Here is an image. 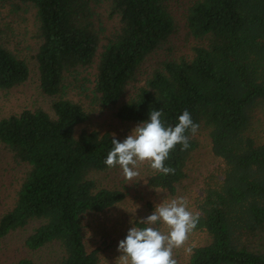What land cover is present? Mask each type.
I'll use <instances>...</instances> for the list:
<instances>
[{"label":"trees","instance_id":"obj_1","mask_svg":"<svg viewBox=\"0 0 264 264\" xmlns=\"http://www.w3.org/2000/svg\"><path fill=\"white\" fill-rule=\"evenodd\" d=\"M102 1L118 17L104 43L96 11ZM168 1L0 0L35 9L33 58L41 92L52 99L51 113L25 108L0 119V143L28 165L12 207L0 216V237L38 221L23 241L27 249L57 244L61 254L52 264H98V250L85 246L82 217L125 198L122 189L98 186L91 176L110 170L103 161L113 134L78 130L88 114L61 92L65 74L75 77L96 62L92 93L101 107L136 125L159 109L164 125L173 127L187 110L223 163L221 179L208 181L198 199L194 229L207 239L190 248L187 264H264V142L251 135L253 111L264 104V0H188L185 25L197 40L191 55L159 61L121 102L145 59L176 30ZM28 76L26 61L3 45L0 28V89ZM189 136L190 147L177 145L165 161L174 174L150 168V187L175 192L198 147ZM16 264L36 263L22 258Z\"/></svg>","mask_w":264,"mask_h":264},{"label":"rangeland","instance_id":"obj_2","mask_svg":"<svg viewBox=\"0 0 264 264\" xmlns=\"http://www.w3.org/2000/svg\"><path fill=\"white\" fill-rule=\"evenodd\" d=\"M188 3V0L168 1L176 30L163 47L145 59L137 82L128 86L121 102L128 99L134 89L143 84L148 73L159 61L191 55L192 47L197 40L189 35L185 25L184 14ZM96 11L104 43L106 37L117 29L118 17L109 15L106 1H102ZM0 28L3 45L24 59L29 67V76L23 83L9 89H0V119L25 108L40 107L51 113L52 99L41 92L37 64L33 58L38 46V39L35 36V9L23 3L15 5L0 3ZM78 71L75 77L73 74H65L61 88L65 98L80 103L88 114L86 121L78 130L86 128L100 132L108 131L123 141L136 124L120 121L115 117V108L101 107L94 99L92 87L96 62L89 67L79 68ZM251 135L256 141L264 142V104L253 111ZM195 138L198 147L186 162V177L178 183L173 194L147 184L151 168L148 163L138 166L139 175L131 181L124 177L119 166L91 175L98 186L118 188L125 192V198L113 207L100 213L88 212L82 217L85 246L88 250H98V264H121L120 253L117 251L118 242L125 238L135 220L150 215L157 204L183 196L188 202V209L194 214L198 213L197 202L202 190L208 181L221 179L223 163L212 155L205 130L198 131ZM27 169L26 163L17 161L9 149L0 143V216L12 207ZM38 224V221L29 222L24 228L0 237V264H16L22 258H29L36 264H52L58 259L61 250L57 244H50L38 250H29L24 246L25 237ZM157 227L162 232H167V228L162 224H158ZM206 239L203 231L193 229L185 245L173 250V258L177 264H187L190 252L186 249L202 245Z\"/></svg>","mask_w":264,"mask_h":264},{"label":"clouds","instance_id":"obj_3","mask_svg":"<svg viewBox=\"0 0 264 264\" xmlns=\"http://www.w3.org/2000/svg\"><path fill=\"white\" fill-rule=\"evenodd\" d=\"M163 115L162 110H151L148 118L137 124L123 141L113 134V147L103 161L105 166L109 169L119 166L129 181L139 175L138 166L144 163L162 175L174 174L175 169L165 166V161L177 145H180V151L190 147L189 133L194 136L199 125L187 110L179 115L174 127L164 125ZM187 204L183 196L161 202L150 215L138 220L144 227L133 224L117 245L121 264H177L173 250L185 245L189 233L198 223V216ZM158 224L165 226L167 232H162Z\"/></svg>","mask_w":264,"mask_h":264}]
</instances>
